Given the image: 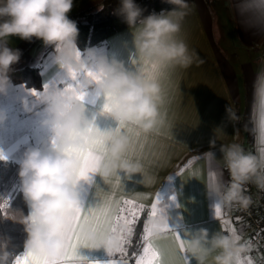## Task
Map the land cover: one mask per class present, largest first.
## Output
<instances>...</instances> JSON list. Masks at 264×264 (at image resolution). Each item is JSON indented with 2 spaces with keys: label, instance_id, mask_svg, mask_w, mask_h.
<instances>
[{
  "label": "crops",
  "instance_id": "0c3cea01",
  "mask_svg": "<svg viewBox=\"0 0 264 264\" xmlns=\"http://www.w3.org/2000/svg\"><path fill=\"white\" fill-rule=\"evenodd\" d=\"M99 1L74 0L69 15L93 7ZM188 3L190 11L181 22L177 38L184 40L195 59L187 68L166 66L161 74L164 124L148 135L140 134L132 126H128L131 134L122 130L129 139L137 140V153H142L145 160L141 163L142 172L131 178L120 173L107 179L95 175L92 183L84 184L81 193L84 207L103 205L105 198L117 201L121 207H127L124 202L131 201L136 207L134 223L118 225L123 229V251L114 248L109 254L103 249H80V255L69 264H97V261L102 264L105 260L111 264L121 261L137 264L150 245L153 251L162 253V264H198L197 258L185 248L190 232L205 228L210 235L229 234L241 247L248 239V228L226 216L225 207L216 214L214 201L207 197L205 186L212 182L213 170L222 167L221 145L237 143L264 164V92L259 91L264 77V29L249 26L250 21L237 9L238 0ZM132 31L128 26L123 27L101 43L80 50L95 48L110 59L124 61L130 70L145 73L150 69L135 53ZM9 45L22 52L18 67L38 66L42 83L41 88L15 84L8 90L12 92L0 95V116L5 117L0 122V155L16 162L28 147L50 142V131L41 125L42 106L31 112L19 110V98L33 99L46 85L67 87L69 82L54 63L53 49L40 40L28 42L13 37ZM71 86L86 93L83 100L86 114L96 117L103 99L95 97L78 81L71 82ZM230 114L235 119H230ZM95 123L101 130L114 126L105 117H97ZM211 140L215 147H210ZM208 151L214 153L215 159L204 155ZM223 178L228 180L226 170ZM163 219L169 229L155 228ZM170 229L181 234L185 242L183 249ZM25 253L24 248L13 264L18 257L23 260ZM205 264H213L211 256ZM238 264H255V258L242 251Z\"/></svg>",
  "mask_w": 264,
  "mask_h": 264
},
{
  "label": "clouds",
  "instance_id": "9594fccd",
  "mask_svg": "<svg viewBox=\"0 0 264 264\" xmlns=\"http://www.w3.org/2000/svg\"><path fill=\"white\" fill-rule=\"evenodd\" d=\"M171 10H161L144 15L135 0H119L113 14L123 18L132 31L136 55L143 61L174 68H187L194 62V54L177 36L182 21L188 15V0H164ZM74 0H0V95H7L12 87L11 73L22 52L10 47L11 38L32 42L40 40L54 52V63L63 71L69 82L78 81L103 102L110 99L111 108L90 118L81 99L67 86H45L36 101L29 106L27 98L21 103L26 111L42 106L41 125L50 131V142L28 147L16 161L19 165L20 191L28 207V214L18 219L24 226V248L46 256L50 261L60 260L65 248V233L69 229L72 210L83 206L81 193L85 183H92L98 175L107 179L120 173L131 178L142 172V164L127 159L130 139L117 128L132 126L140 134L148 135L164 124L161 113L163 93L160 79L147 76L142 70L132 71L125 62L109 58L95 48L81 52L77 45L79 29L69 18ZM237 9L250 21V27L264 29V3L261 0H238ZM98 10H103L101 6ZM95 74L98 79H89ZM264 92V77H261ZM228 111V110H226ZM97 117L110 119L114 126L101 130L95 123ZM230 119H235L230 114ZM4 116H0L3 122ZM90 129L107 136L106 151L96 157V167L87 177L77 174L80 160L69 149H84L91 136ZM210 147L215 142L210 141ZM222 167L210 174L212 182L205 186L206 195L214 201L215 208L238 207L246 210L252 203L244 189L254 184L264 191V164L252 153H247L237 143L224 144L219 149ZM206 157L215 159L213 152ZM0 159L3 156L0 155ZM229 179L223 178L224 171ZM166 219L158 222L163 226ZM89 241L96 242L93 233ZM116 237L109 234L99 241L98 247L109 251L115 247ZM186 251L205 264L209 256L213 264H238L243 248L229 234L215 232L210 235L205 228L189 233ZM0 264H10V255L0 249Z\"/></svg>",
  "mask_w": 264,
  "mask_h": 264
},
{
  "label": "snow or ice",
  "instance_id": "6c2138e0",
  "mask_svg": "<svg viewBox=\"0 0 264 264\" xmlns=\"http://www.w3.org/2000/svg\"><path fill=\"white\" fill-rule=\"evenodd\" d=\"M264 3V0H261ZM264 19V17H262ZM146 68L150 69L145 74L149 77H161L163 70L166 66L159 65L156 63H149L142 61ZM92 79H98L95 74H89ZM70 90L75 92L79 99L82 101L85 99L86 93L84 91H77L73 86H69ZM111 108L110 99H106L103 102V110L109 111ZM126 130L128 133H132V129L128 126H122L117 128V133ZM91 136L89 138L87 147L84 149H69V154H75L80 160V168L77 170V174L82 177H87L96 167V157L106 151L107 136L99 133L95 129H90ZM138 137L139 133H135ZM133 156H139L140 163H144V157L142 153H137V140L130 138L129 150L126 153V158L131 159ZM160 198V194H157V199ZM174 199V198H173ZM127 207H121L117 201L108 200L105 198L103 205L80 207L72 210L69 221V229L65 233L66 248L59 261H50L46 256L39 255L31 252L25 253V258L20 260L17 258L16 264H69V262L77 259L80 255V249H100L98 247L99 241L103 240L109 234L116 237L117 243L115 250L123 251L121 244L123 242V229L119 228L118 225L123 222L124 225H131L136 219V207L131 201H125ZM155 208V205H153ZM127 213V215H124ZM220 209L216 208V214L219 215ZM155 214V213H153ZM155 228L159 229L160 224L154 225ZM164 229H169L168 224L163 225ZM147 230V229H146ZM175 233L176 240L181 241V249L184 248V240L175 229H170ZM128 231L131 232V227H128ZM93 233L96 237V242L89 241L86 238L87 233ZM113 249L107 251L109 254L113 252ZM145 257L142 260H138L137 264H162L160 251H153L152 246H148L144 249ZM97 264L101 262L97 261ZM102 264H111L110 261H103ZM120 264H124L123 261Z\"/></svg>",
  "mask_w": 264,
  "mask_h": 264
},
{
  "label": "trees",
  "instance_id": "16d2710c",
  "mask_svg": "<svg viewBox=\"0 0 264 264\" xmlns=\"http://www.w3.org/2000/svg\"><path fill=\"white\" fill-rule=\"evenodd\" d=\"M191 1L188 0V2ZM205 1L213 4L216 0ZM118 2L119 0H100L93 7H87L69 15L79 29L77 39L79 49L101 43L112 32L127 26L122 17L113 14V10L118 7ZM135 2L145 10L144 15L152 12L159 13L161 10L173 7L164 0H135ZM101 6H103L102 11L98 10ZM93 8H95L94 11ZM17 64L13 65V71L10 74L12 81L23 83L28 88H41L38 66L16 67ZM18 170L17 162L0 159V249L9 253L10 264H13L15 257L24 250L26 240L24 226L18 220L22 214H28L23 194L17 186L20 182Z\"/></svg>",
  "mask_w": 264,
  "mask_h": 264
},
{
  "label": "built area",
  "instance_id": "2783aa9c",
  "mask_svg": "<svg viewBox=\"0 0 264 264\" xmlns=\"http://www.w3.org/2000/svg\"><path fill=\"white\" fill-rule=\"evenodd\" d=\"M244 191L250 195L251 205L246 210L225 208L226 216L241 221L248 228V241L255 264H264V191L258 190L254 184L246 185Z\"/></svg>",
  "mask_w": 264,
  "mask_h": 264
},
{
  "label": "rangeland",
  "instance_id": "374dc122",
  "mask_svg": "<svg viewBox=\"0 0 264 264\" xmlns=\"http://www.w3.org/2000/svg\"><path fill=\"white\" fill-rule=\"evenodd\" d=\"M95 10V8H93V11ZM16 67H18L17 65H16ZM15 84H23V83H15V82H13L12 81V87H10V88H14L15 86ZM24 85V84H23ZM9 93L10 92H12V91H8ZM19 94V93H18ZM24 98H19V99H21V101H22V99H25V97L26 96H23ZM28 99V98H27ZM37 99V97H35V98H33V99H28V101H29V106H31L34 102V100H36ZM17 108V107H16ZM18 109L19 110H24L25 111V109H24V107H23V105H22V103H21V105H19L18 106ZM41 136H47V135H41ZM20 185V182L17 184V186H19ZM238 222H241V221H239L238 220ZM244 245H242V248H243V253L244 254H246V255H250L253 259H254V254L252 253V250H251V246H250V243H249V241H248V239H247V241L245 240L244 241V243H243Z\"/></svg>",
  "mask_w": 264,
  "mask_h": 264
}]
</instances>
